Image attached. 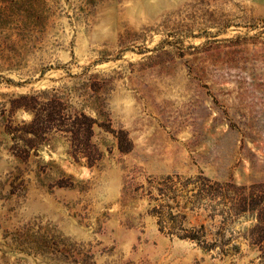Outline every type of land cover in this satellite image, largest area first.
<instances>
[{"label": "rangeland", "instance_id": "374dc122", "mask_svg": "<svg viewBox=\"0 0 264 264\" xmlns=\"http://www.w3.org/2000/svg\"><path fill=\"white\" fill-rule=\"evenodd\" d=\"M53 98L97 119L93 167L65 133L23 140ZM200 175L264 193V0H0V264H264L251 216L237 253L168 233L222 232L153 199Z\"/></svg>", "mask_w": 264, "mask_h": 264}, {"label": "trees", "instance_id": "16d2710c", "mask_svg": "<svg viewBox=\"0 0 264 264\" xmlns=\"http://www.w3.org/2000/svg\"><path fill=\"white\" fill-rule=\"evenodd\" d=\"M65 110V103L57 98L46 102L42 109H33L34 117L27 124L31 130L26 132L32 133L34 138L26 139L24 137L23 140L29 143L36 141L46 133H65L69 137L71 136L75 150L80 148L81 144L84 145L88 158L87 164L93 167L103 155L98 143L93 141L95 125L98 124V121L88 114L83 113L81 118L70 111H67L66 114ZM195 182H199L198 185L190 188L189 185L191 183L195 184ZM175 186V184H172L165 189H161L162 197H153V199L165 201L167 204H161L162 207L168 206L171 210L179 207L178 198L180 197L190 201L195 199L194 203L198 202L200 205H204V210L211 213L212 221L221 217L223 227H221L222 232H218L215 239L209 241V232L204 225L191 228L179 227L177 226L179 214L171 213L170 218L174 225L170 227L169 234L195 241L206 250L217 249V253L221 255H227L231 251L237 253L240 246L237 244L231 245L229 241H224L223 231L226 230V226L230 224L232 219L234 220V217L236 219L251 216L256 219V223L249 229V233L253 236L259 235L261 239L264 237V193L257 192L259 185H253L250 188L248 186L238 187L233 182H211L210 179L200 175L194 182L189 179L182 188ZM196 190L197 192H195ZM169 200L175 201V206L170 204ZM203 201L206 203H203ZM161 215L163 216V213ZM164 230L165 227H162V231ZM260 247L264 258V244Z\"/></svg>", "mask_w": 264, "mask_h": 264}]
</instances>
